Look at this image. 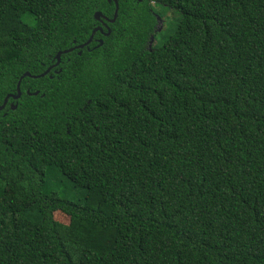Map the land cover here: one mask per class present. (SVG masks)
Instances as JSON below:
<instances>
[{
  "label": "trees",
  "instance_id": "1",
  "mask_svg": "<svg viewBox=\"0 0 264 264\" xmlns=\"http://www.w3.org/2000/svg\"><path fill=\"white\" fill-rule=\"evenodd\" d=\"M116 1L0 0V264H264V0Z\"/></svg>",
  "mask_w": 264,
  "mask_h": 264
},
{
  "label": "rangeland",
  "instance_id": "2",
  "mask_svg": "<svg viewBox=\"0 0 264 264\" xmlns=\"http://www.w3.org/2000/svg\"><path fill=\"white\" fill-rule=\"evenodd\" d=\"M152 7H153L154 13L157 15V25H156L155 30H154L155 33H158V32L160 33L161 31H164L165 29L168 28V26L170 29L175 28V26H176V24L180 18L179 14L175 13L174 11L166 9L165 14L161 18V17H159V14H158L159 8L154 6V5H152ZM152 42L154 43L155 40L151 38L149 43H148V46H150ZM157 43H158V41L156 42V44ZM54 217H55L56 221H58L62 224L66 225L69 222L68 218L61 213H56L54 215ZM113 240H114V233L113 232L101 231V232H99L98 237H97V243L103 244V245H111Z\"/></svg>",
  "mask_w": 264,
  "mask_h": 264
},
{
  "label": "water",
  "instance_id": "3",
  "mask_svg": "<svg viewBox=\"0 0 264 264\" xmlns=\"http://www.w3.org/2000/svg\"><path fill=\"white\" fill-rule=\"evenodd\" d=\"M114 2H115V11H114L113 19H112V20H108V19H106V18H103L106 22H109V23H114L115 20H116V18H117V14H118V4H117V1H116V0H114ZM94 17H95V20H96V21H101V18H102V17H101V14H100V13H96ZM101 23H103V22L101 21ZM103 25L105 26V24H103ZM105 27H106V26H105ZM97 31H100L101 33H103L101 28H96V29L92 32L90 38L88 39V41H87L85 44H83V45H81V46H78V47H75V48H72V49H68V50H64V51L58 52L57 55H56V60H57L56 64H55L54 66L48 68V69L45 71L44 74L37 75V76H32V75H30L29 73H25V74H23V75L19 78V80H18V82H17V85H16L17 95H16V96H12L13 99H14V100H17V99L20 98V83H21V81H22V79H23L24 77H29V78H32V79H38V78H42V77L46 76V75L49 73V71H50L53 67H56V66L59 65L61 55H63V54H67V53H70V52H72V51L75 50V49H81V48H83V47L89 45V44L92 42L93 37H94V35H95V33H96ZM108 34H109V30H108ZM108 34H107V35H108ZM101 44H102V43L100 42V45H101ZM37 94H38V93H34V95H37ZM8 98H9V97H6V98L4 99L3 104L0 106V111L3 110V109L5 108V106H6V104H7V101H8ZM14 108H15V107H13V109H14Z\"/></svg>",
  "mask_w": 264,
  "mask_h": 264
},
{
  "label": "flooded vegetation",
  "instance_id": "4",
  "mask_svg": "<svg viewBox=\"0 0 264 264\" xmlns=\"http://www.w3.org/2000/svg\"><path fill=\"white\" fill-rule=\"evenodd\" d=\"M106 27H107V25H105ZM104 25H103V23H100V26L99 27H97V28H101L102 29V31H103V28H106ZM97 32H100V31H97ZM101 33V32H100ZM96 34V33H95Z\"/></svg>",
  "mask_w": 264,
  "mask_h": 264
}]
</instances>
